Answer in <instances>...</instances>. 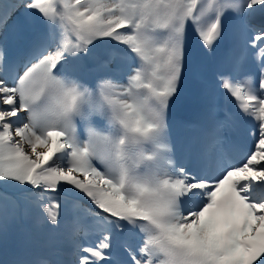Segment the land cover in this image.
Instances as JSON below:
<instances>
[{
    "label": "snow or ice",
    "instance_id": "6c2138e0",
    "mask_svg": "<svg viewBox=\"0 0 264 264\" xmlns=\"http://www.w3.org/2000/svg\"><path fill=\"white\" fill-rule=\"evenodd\" d=\"M0 264H264V0H0Z\"/></svg>",
    "mask_w": 264,
    "mask_h": 264
}]
</instances>
